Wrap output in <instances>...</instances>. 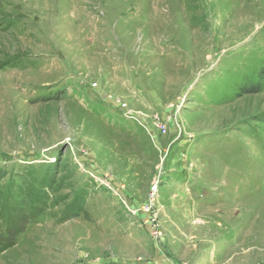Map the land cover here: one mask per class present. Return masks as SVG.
I'll return each instance as SVG.
<instances>
[{"label":"rangeland","instance_id":"rangeland-1","mask_svg":"<svg viewBox=\"0 0 264 264\" xmlns=\"http://www.w3.org/2000/svg\"><path fill=\"white\" fill-rule=\"evenodd\" d=\"M261 68L264 0H0V264H264Z\"/></svg>","mask_w":264,"mask_h":264},{"label":"trees","instance_id":"trees-1","mask_svg":"<svg viewBox=\"0 0 264 264\" xmlns=\"http://www.w3.org/2000/svg\"><path fill=\"white\" fill-rule=\"evenodd\" d=\"M262 85H264V68H261V70L257 74V82L254 84H251L249 86H245L242 90H244V93H257L260 91ZM8 220V218H7ZM17 229V228H15ZM11 243H5L1 246V250L6 249V247H9Z\"/></svg>","mask_w":264,"mask_h":264},{"label":"built area","instance_id":"built-area-1","mask_svg":"<svg viewBox=\"0 0 264 264\" xmlns=\"http://www.w3.org/2000/svg\"><path fill=\"white\" fill-rule=\"evenodd\" d=\"M161 130L165 131V128L164 127H161Z\"/></svg>","mask_w":264,"mask_h":264}]
</instances>
